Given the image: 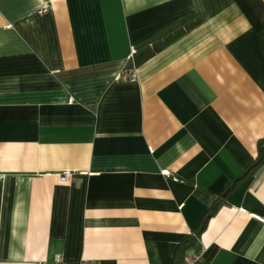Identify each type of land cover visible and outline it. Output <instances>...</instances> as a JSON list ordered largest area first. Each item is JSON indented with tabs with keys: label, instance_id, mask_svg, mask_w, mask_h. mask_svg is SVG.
Instances as JSON below:
<instances>
[{
	"label": "crops",
	"instance_id": "0c3cea01",
	"mask_svg": "<svg viewBox=\"0 0 264 264\" xmlns=\"http://www.w3.org/2000/svg\"><path fill=\"white\" fill-rule=\"evenodd\" d=\"M261 140L264 0H0V264H264Z\"/></svg>",
	"mask_w": 264,
	"mask_h": 264
},
{
	"label": "trees",
	"instance_id": "16d2710c",
	"mask_svg": "<svg viewBox=\"0 0 264 264\" xmlns=\"http://www.w3.org/2000/svg\"><path fill=\"white\" fill-rule=\"evenodd\" d=\"M192 17L193 16L185 17L179 20L178 22L168 26L157 35L150 36L149 38L139 43L138 46L135 48L131 62L127 66L126 77H131V70H133L134 67L145 61L154 52L167 45L168 43L172 42L174 39L179 37L184 31L190 29L192 26L197 24V19L194 18L195 20H193L191 19ZM258 146L259 154L256 160L250 166H248L246 171L242 175H240V177H238L228 188H226L224 194H227L242 177L252 173L256 168H258L262 163H264V140H261ZM215 207H212V210ZM210 211H208V213L205 215V219L202 221L201 226L199 227V230L197 231L196 235L200 233L201 229H203L205 220L208 217ZM185 243H187V241Z\"/></svg>",
	"mask_w": 264,
	"mask_h": 264
},
{
	"label": "built area",
	"instance_id": "2783aa9c",
	"mask_svg": "<svg viewBox=\"0 0 264 264\" xmlns=\"http://www.w3.org/2000/svg\"><path fill=\"white\" fill-rule=\"evenodd\" d=\"M47 7L48 6L46 5L42 10H40V13L41 14L46 13L47 12ZM132 57H133V54H132ZM202 256H203L202 250L200 252H198V253H193V254H190V255H186L183 258L182 264H203ZM39 264H69V263H65V262H62V261H55V262H41ZM77 264H99V263L96 262V261L83 260V261H81V262H79Z\"/></svg>",
	"mask_w": 264,
	"mask_h": 264
}]
</instances>
